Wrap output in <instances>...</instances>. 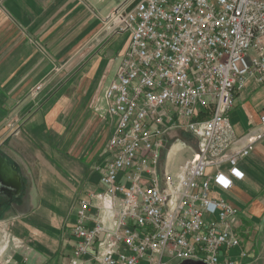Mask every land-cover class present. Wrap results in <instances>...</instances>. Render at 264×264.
I'll return each instance as SVG.
<instances>
[{
    "label": "built area",
    "instance_id": "2783aa9c",
    "mask_svg": "<svg viewBox=\"0 0 264 264\" xmlns=\"http://www.w3.org/2000/svg\"><path fill=\"white\" fill-rule=\"evenodd\" d=\"M130 3L105 23L130 43L103 96L113 134L101 191L75 205L69 264H246L239 210L213 187L243 179L239 163L264 136L237 148L230 122L247 81L264 86V0ZM176 133L198 144L179 179L160 174Z\"/></svg>",
    "mask_w": 264,
    "mask_h": 264
},
{
    "label": "crops",
    "instance_id": "0c3cea01",
    "mask_svg": "<svg viewBox=\"0 0 264 264\" xmlns=\"http://www.w3.org/2000/svg\"><path fill=\"white\" fill-rule=\"evenodd\" d=\"M130 1L0 0V166L17 187V196L0 200L13 212L0 218V264L72 261L75 205L101 191L98 168L113 134L103 96L130 43L105 23ZM263 116L264 86L252 78L230 115L237 148L263 134ZM174 136L182 134L167 141L160 174L179 179L193 151ZM239 170L244 178L225 191L214 186L213 196L239 210L234 227L251 251L246 264H264V136Z\"/></svg>",
    "mask_w": 264,
    "mask_h": 264
},
{
    "label": "water",
    "instance_id": "95a60500",
    "mask_svg": "<svg viewBox=\"0 0 264 264\" xmlns=\"http://www.w3.org/2000/svg\"><path fill=\"white\" fill-rule=\"evenodd\" d=\"M143 0H131L130 6L128 8V11L133 9L139 2ZM2 157H0L1 161ZM18 180V179H17ZM17 187L14 185V183L10 182V179L4 176V170L0 166V197H13L17 196L16 190ZM3 205L0 204V208H2ZM181 264H202V263H195L192 261H184Z\"/></svg>",
    "mask_w": 264,
    "mask_h": 264
},
{
    "label": "rangeland",
    "instance_id": "374dc122",
    "mask_svg": "<svg viewBox=\"0 0 264 264\" xmlns=\"http://www.w3.org/2000/svg\"><path fill=\"white\" fill-rule=\"evenodd\" d=\"M120 36H122V38L123 37H128V34L127 33H124V34H121ZM60 63V62H59ZM42 84V86H43V84H44V82L43 83H41ZM36 87V86H35ZM31 95H33V91H31ZM99 113H100V111H98ZM102 113V112H101ZM100 113V114H101ZM175 138L174 139H176V140H173V141H175V142H178L179 140H181V141H184L187 145H188V147L189 148H191L192 149V151H193V156L195 155V152H197V148H198V144L194 141H192L191 140V138L188 136V135H186V134H182V136H180L179 138H176V136H174ZM173 139V138H172ZM192 156V157H193ZM3 207L5 208V209H3V212H2V210L0 211V218H7L8 217V215L9 214H12V213H9L8 212V204H3ZM9 213V214H8Z\"/></svg>",
    "mask_w": 264,
    "mask_h": 264
},
{
    "label": "flooded vegetation",
    "instance_id": "af4514ba",
    "mask_svg": "<svg viewBox=\"0 0 264 264\" xmlns=\"http://www.w3.org/2000/svg\"><path fill=\"white\" fill-rule=\"evenodd\" d=\"M0 200H2V197H0ZM3 209V208H2ZM1 210V209H0Z\"/></svg>",
    "mask_w": 264,
    "mask_h": 264
}]
</instances>
